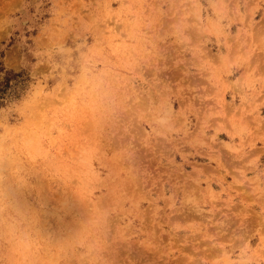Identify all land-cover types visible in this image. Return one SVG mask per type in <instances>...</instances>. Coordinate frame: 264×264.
I'll return each mask as SVG.
<instances>
[{"label":"rangeland","instance_id":"obj_1","mask_svg":"<svg viewBox=\"0 0 264 264\" xmlns=\"http://www.w3.org/2000/svg\"><path fill=\"white\" fill-rule=\"evenodd\" d=\"M0 264H264V0H0Z\"/></svg>","mask_w":264,"mask_h":264}]
</instances>
